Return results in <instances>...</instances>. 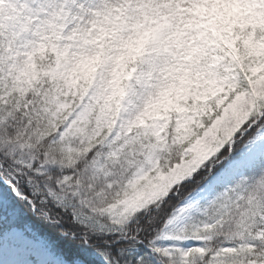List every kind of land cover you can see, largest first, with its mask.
Segmentation results:
<instances>
[{
  "label": "snow or ice",
  "instance_id": "snow-or-ice-1",
  "mask_svg": "<svg viewBox=\"0 0 264 264\" xmlns=\"http://www.w3.org/2000/svg\"><path fill=\"white\" fill-rule=\"evenodd\" d=\"M0 264H264V0H0Z\"/></svg>",
  "mask_w": 264,
  "mask_h": 264
}]
</instances>
